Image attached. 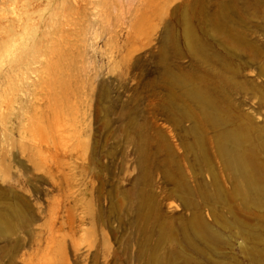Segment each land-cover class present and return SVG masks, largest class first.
<instances>
[{
  "label": "rangeland",
  "instance_id": "374dc122",
  "mask_svg": "<svg viewBox=\"0 0 264 264\" xmlns=\"http://www.w3.org/2000/svg\"><path fill=\"white\" fill-rule=\"evenodd\" d=\"M0 264H264V0H0Z\"/></svg>",
  "mask_w": 264,
  "mask_h": 264
},
{
  "label": "bare ground",
  "instance_id": "6f19581e",
  "mask_svg": "<svg viewBox=\"0 0 264 264\" xmlns=\"http://www.w3.org/2000/svg\"><path fill=\"white\" fill-rule=\"evenodd\" d=\"M225 141V140H224ZM227 141H228V139H227ZM230 141V140H229ZM231 141H233L232 139H231ZM248 175V174H247Z\"/></svg>",
  "mask_w": 264,
  "mask_h": 264
}]
</instances>
